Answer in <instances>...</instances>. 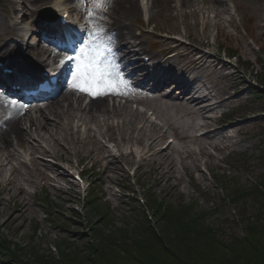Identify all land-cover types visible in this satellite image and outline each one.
<instances>
[{
	"label": "rangeland",
	"instance_id": "1",
	"mask_svg": "<svg viewBox=\"0 0 264 264\" xmlns=\"http://www.w3.org/2000/svg\"><path fill=\"white\" fill-rule=\"evenodd\" d=\"M15 1H17L15 9L18 11V16L28 14L24 23L19 25L20 28L24 30L25 36L35 34V37L27 39V45L30 47L29 42L34 41L37 44L34 48L39 47L40 42L39 37H37L39 34L38 12L50 2ZM4 2L5 0H3ZM138 2L141 3L142 0H138ZM150 2V0H144L147 6L146 18L154 14ZM228 3L229 5L221 6L215 0L175 1L172 2V12L166 10L165 5L159 10H155V21L148 23L143 19L144 13H142L140 18L135 23L133 22L139 37L144 31L145 35L141 36L140 41H143V46L149 52L154 51L157 56L170 57L174 60L172 73L176 74L177 81L179 72L186 68L190 60L187 57L188 50L192 51L195 48L203 47L217 54V58H212L214 64H220L219 67L213 64L193 66L195 77L205 80L206 84L219 92L217 99L223 100L220 107L207 114L211 118L205 120L213 129V136L211 135V138L196 136L198 139H194L195 135L193 134L197 133V126L203 120H198L193 115L187 114V110H189L188 101L186 98L183 99L178 92L169 95V97L162 91L155 93V96L160 99L161 104L157 101L161 105L160 108L151 105V101H149V97L153 94L152 91L148 93L150 96H137L135 100L142 102L144 105L142 108L151 106L156 110L158 122L162 124L163 128L160 130L156 127L155 130L158 131H153L158 134L157 138H160L162 134H167V136L172 135L175 141L171 144L169 154L164 158L162 155H152L148 158V153L144 155L146 156L144 161L138 160L137 162L135 157L129 156L127 162H123L124 167L126 164L127 168L133 166L132 171H134L136 166L141 164L136 174L137 178H132L129 181L125 180L123 175L126 170L125 172L119 170L120 172L104 173L100 159L109 154L108 149L102 147L103 142L101 141L106 140L101 135V131L105 130L103 126L104 117L100 116L98 123H88L87 127L90 126V129H87L86 125L82 127L80 137L89 135L87 144H83L77 142L75 134L78 131L79 121L72 119V115L79 112L71 110L69 114L62 117L60 125L55 129L56 138L70 146L71 150L67 152L48 133H44V139L40 141L50 150L61 153L63 158L71 153V162L72 160L73 162L79 160L86 167H89L93 162L94 166L90 168L91 174L85 177V179L90 180L89 183L91 184V192L86 199H82L76 190L67 189L66 184L69 177L65 179L66 183L64 180L59 182L61 190L60 188L57 190L56 184L49 177L50 171L41 164L39 165L41 171L37 169L35 162L33 165L31 164V157L35 160H39L38 158L41 157L56 160L51 154L43 155L40 152L32 151L34 149L32 146L38 145L34 140L38 136L35 134L32 136L34 138L27 136L26 146L21 148L16 145L20 153L13 160V164L20 167L16 179L17 184H11L8 192L4 194L6 201L2 208L3 215L0 216V239H8L11 244L3 247L0 245V264H20V261L34 264L38 256H51L58 260L62 249L66 257L74 264H77V259H74L75 256L83 257L84 255H96L97 264H100V251L95 252L89 246L99 248L98 245L105 238H110L108 236L112 237L108 241L112 244L109 246L111 248L116 245L117 239L122 237L132 244L130 241H133L135 237L140 238L145 235L140 232L143 231V228L138 225L142 219L146 220L150 227L156 224L161 228L162 210L167 206H172L176 210H179V207L191 206L194 210L192 213L200 212L204 213L205 216L207 214V222L212 221L215 225L226 227L227 232H229L230 227L235 232L241 231L242 225L236 224V219L243 214V211H257V208H253L251 207L252 204H245V202H235L237 197L235 192L254 188L253 186L264 191V79H256L251 72L252 69L247 68L248 64L241 63L250 60L249 62L254 66V73L259 77L264 74L263 67L257 62L259 54L264 53V0H228ZM90 7L89 0L88 9ZM2 15L5 18V12L0 5V16ZM102 15L105 18V13ZM12 19L9 18V21L11 22ZM112 21L113 19L100 22L98 19L95 23L101 24L104 32L107 33L113 29ZM15 34V32L8 34L6 30L0 28V48L3 50L6 47L12 48L10 38L17 37ZM175 35L182 37L187 43L181 44L182 49L164 51V42L169 39L172 40ZM95 38L92 32L83 47L81 62L90 61V68L96 73H100L102 65L96 59V55L99 52L106 53L107 50L110 54L111 47L107 49L94 43ZM172 43L179 45L174 40ZM235 52L240 54V61L236 58L229 60L226 57L227 54L231 56ZM174 53L176 56H173ZM26 54L38 57V55L30 54L27 51ZM194 54H197L196 51ZM78 56H81V52ZM142 56L143 58L147 57L146 54ZM18 58L22 63L21 60L24 58L22 54H18ZM147 64L152 66L153 62L149 61ZM248 67L252 68L249 65ZM189 75L191 76V74ZM73 84L83 86L80 81H73ZM255 84L259 87L254 86ZM253 87H256L257 91ZM154 104L156 103L154 102ZM135 105L128 104V107L133 109L134 114H138L139 118L136 119L137 115L135 117L129 115L127 119L131 118L129 120L131 122L125 121L127 128H132L137 120H144ZM43 109L45 114H48L45 106ZM36 110L31 109L33 116L38 115ZM223 111H230L229 116L234 118L224 127L217 124L219 123L218 116ZM120 119L114 117L110 121L117 122ZM27 126L23 124V129ZM167 128L168 130L165 131ZM95 133L101 135L102 139L95 137ZM110 133L111 131H109ZM122 134L120 131L117 133L118 137ZM141 134L142 132L138 129L135 140L138 135L141 137ZM187 134L192 135L187 138ZM134 141L129 142L128 140L126 144L120 143L118 148L128 153L133 147ZM158 141L159 145L156 144L154 148L156 146L159 148L165 143L166 135ZM144 145L145 143L141 145L142 148ZM2 152L5 153L6 151ZM31 152L33 156L28 155ZM116 152L120 154V151ZM149 152L151 153L153 150H149ZM89 155L90 157H87ZM90 159L93 161L90 162ZM24 160L29 167L22 166ZM172 160L175 161V169L169 170L165 167V175H161V165L168 164ZM13 164L7 167L0 178L3 185L7 182L6 177L10 174ZM218 170H221L222 177L224 176L228 180L223 191L217 185L219 179L216 177V172ZM30 175L35 176L36 184L31 185L27 182V177ZM95 176L98 177L94 179ZM136 179L138 180L136 181ZM50 182L51 189L49 188ZM133 182L138 185L137 191L133 188L135 186ZM44 183L48 188L46 189V193H49H47L49 195L48 202L45 200V190L41 189ZM19 185L26 188L27 195L18 191L17 186ZM35 191H38L37 195H34ZM223 193L225 196L228 195L224 202L222 201ZM253 193L256 196L259 194L255 190ZM11 196L17 197V201L14 198L11 200ZM240 196H243V201L248 198L245 194ZM148 197L154 198L157 202L151 203L152 208L148 209L150 214L145 206L147 202L142 203L148 200ZM140 199L143 201L139 202ZM22 200L28 205L20 212L17 209ZM89 202H91L90 205H88ZM104 208L112 212L110 217L114 221L107 226L104 222L108 220H103V215H101V210ZM13 215H16L18 219H12ZM130 248L127 249L128 253L129 251L133 252V247ZM139 250L142 251L141 248ZM118 252L122 251L113 250L110 253L104 251L115 264L119 262L118 259L109 254ZM13 253L16 256H13Z\"/></svg>",
	"mask_w": 264,
	"mask_h": 264
},
{
	"label": "bare ground",
	"instance_id": "2",
	"mask_svg": "<svg viewBox=\"0 0 264 264\" xmlns=\"http://www.w3.org/2000/svg\"><path fill=\"white\" fill-rule=\"evenodd\" d=\"M40 1H48V0H40ZM171 1L174 0H151V5L153 10H158L162 6L165 5L167 8L166 10L172 12L173 5L171 4ZM179 1V0H178ZM215 2L219 5H225L226 0H215ZM62 1L58 0L54 7L56 5L61 4ZM2 10L5 11V18H3V15L0 16V28H3L7 31V33L11 32H18L20 33L22 29L18 27L19 22L8 21V17L11 15V13L14 14V17L16 18L17 11L15 9V0H5L4 3L1 4ZM10 11V15H9ZM142 9L138 2V0H111V4L108 7L107 12H105V18L100 19V22L102 20H112V33L110 34L105 33L104 31L99 34V37L94 39V43L99 44L102 47L105 48H111L110 54L107 55V73L112 72L116 73L119 72L120 76L123 78V80L127 81L129 78H136V82L139 83V85H147L149 82L154 84V91L160 92L161 90H165L166 88H169L171 84L175 83L176 81V74L172 73V62L174 61L171 58H164L160 59L157 57V54L155 52H149L143 45V42H138L139 37L138 34L133 29V22H136V20L140 17ZM28 14L25 13V15L22 17L23 21L25 17ZM155 13L152 16V19L155 18ZM13 20V19H12ZM102 28V25L99 24ZM43 26L39 25V29L42 30ZM144 35L143 33H141ZM22 40L25 38L22 33L18 35ZM24 37V38H23ZM24 42V40H23ZM164 49L165 50H178L182 49L181 44L180 46L173 44L172 40H168L167 42H164ZM24 45V44H23ZM20 46H16L13 44V48H8L4 53L0 51V57L1 59L6 62L7 64H10L12 66L18 67V72L23 74V72H31L34 70H38L41 65H47V59L50 57L51 52L49 47H39L36 48L37 54L40 55L42 53H48V58H43V60L35 59L33 62L30 61H24L23 63L19 62L18 59V51ZM26 50H29V47H26ZM34 52L36 51L35 48L33 49ZM196 50H188V56L190 61L186 65V68L182 71L183 76L186 77L187 73L193 72V66L200 64L202 65H210L213 64L214 66L219 67L220 64H214V59L207 55L205 52L202 51H196L197 54H194ZM146 54V56H150V58L155 62V65L151 72L147 71V64H145L144 59L142 58V55ZM182 57V55H179ZM217 58V56L215 57ZM45 60V61H44ZM137 61V63H136ZM136 63V64H135ZM221 63V62H220ZM225 65V64H224ZM141 67V68H139ZM19 73H16L15 76L16 80H23L21 79ZM147 74V75H146ZM8 76H11V74H8ZM181 76V75H180ZM173 83H172V82ZM171 83V84H170ZM123 84V83H121ZM124 85V84H123ZM184 85V84H183ZM194 86L188 81L185 86L180 87V85H177V88H179L178 92H180V95L183 99H187V105L189 106V110H187V114L193 115L198 120H203L202 123L198 124L197 131H201L200 134L197 135L200 137L205 138H211V135L213 133V129H211L209 126V123L205 120L210 119V116H207L209 112H212V110H216L218 107H220L221 103L223 101H217L213 104L210 103V97L202 96V93L200 90H198V87L193 89ZM126 90L130 91L131 88H125ZM177 91L171 92L172 94L168 93L169 95L175 94ZM107 93H115L112 90H108ZM107 94L104 95H95L94 97H90V101L88 104L84 105V101L81 99V95L75 92V90H66L62 96L61 99H56L49 104H46V108L48 111V114H45L44 110L39 108L38 115L33 116L31 115L30 111H26L24 109H18V108H10L6 105L5 98L0 95V116L4 112L12 111V117L10 119H5L3 122H0V178L3 175V172L6 171L7 167L12 164L13 160L16 157V154L18 152L15 151V145L19 147L26 146L27 142V136L32 137L33 134H35L36 138L43 139L44 133L50 134V137L53 138V140L58 142V145L62 146L63 149H65L67 152L71 150L70 146H67L65 143L60 142L56 138V127H58L61 123L62 117L66 114H69L71 110L78 109L82 114H88L93 120H97V113H102L105 115H108L110 113V104L108 103V98L106 97ZM184 95V96H183ZM217 97H219V93H217ZM151 105L154 106H161L157 103L160 102V99L155 96L151 95L150 97ZM154 102L156 104H154ZM161 104V102H160ZM127 108V107H125ZM160 108V107H159ZM4 111V112H3ZM207 116V117H206ZM80 120L84 122L83 115L80 117ZM80 122V123H82ZM196 122V121H195ZM28 125L26 129H23V124ZM83 125V124H82ZM114 127V125L112 126ZM195 129V128H194ZM112 133L109 140H115V132ZM192 135V134H191ZM190 134H187L186 137L190 138ZM196 135V134H193ZM196 135V136H197ZM194 136V139H198V137ZM213 136V135H212ZM123 139V136H121ZM34 138V137H32ZM38 139H34L35 142H38ZM142 141H136V143H141ZM158 144L157 138H151L149 147L154 148V146ZM171 145H168L166 147H161L160 150H156L152 155H162V158L166 157L169 154V150L171 149ZM6 151V156L3 159V152ZM32 151L36 152L39 151L42 154H48L52 153V155L57 159L60 160H67L69 161V156H66V158H63V155L57 151H53L50 149H47L46 147H43L41 144H38V147L33 149ZM32 153V152H31ZM33 154V153H32ZM151 155V156H152ZM119 157L110 154L109 156H105V158L101 159V163L104 169V173H108L110 171H119L122 169V163L118 159ZM125 158V157H124ZM35 164L38 170L39 165H43L47 170H49L51 175V180L54 184H56V189L59 190V187L61 185L59 182L65 179V174L61 171V168L57 164H52L48 162H44L41 159L35 160ZM165 167H167L169 170H173L176 167L175 161H170L168 164L161 165L162 172L161 175H165ZM41 171V170H40ZM19 172V169L17 167H13L11 170L10 178L8 180V185H4L2 181H0V216L3 215L2 208L5 205V197L4 194L8 192L9 186H12L11 184H17V174ZM126 177V176H125ZM104 180V179H103ZM168 180V179H166ZM30 183H33L31 179H28ZM18 191L21 192V194L27 195V191L24 186L19 185L17 186ZM61 190V189H60ZM17 201V197L11 196L10 199ZM28 204L25 203L24 200H22L19 204L18 211L22 212V210L27 207ZM29 207V206H28ZM12 219H18L16 215H13Z\"/></svg>",
	"mask_w": 264,
	"mask_h": 264
},
{
	"label": "trees",
	"instance_id": "3",
	"mask_svg": "<svg viewBox=\"0 0 264 264\" xmlns=\"http://www.w3.org/2000/svg\"><path fill=\"white\" fill-rule=\"evenodd\" d=\"M253 187L235 192V202H245L257 208V211H243L239 221L237 220L239 223L235 221L236 224L242 225L241 231L235 232L230 227L227 232L226 227L215 225L212 221L207 222V214L205 216L200 212L192 213L194 210L191 206H183L179 207V210L173 208L171 211H163L161 228L158 225L153 229L142 219L138 225L143 228L140 232L145 235L135 237L130 241L132 244L122 237L117 239L116 245L111 248L109 246L112 244L108 241L112 237L108 236L110 238H105L98 245L99 248H89L95 252L100 251V264H115L104 253L113 250L122 251L108 253L118 259L117 264H264V191ZM254 190L259 193L258 196L253 193ZM241 194H245L247 200L243 201ZM251 201L252 203H249ZM101 215L103 220H108L104 222L105 226L114 222L109 209H102ZM168 219L170 221H167ZM130 247H133V252L128 253L127 249H131ZM96 257L84 255L75 256L74 259H77V264H97ZM57 259L38 256L35 261L38 264H74L66 257L63 249ZM20 264L30 262L20 261Z\"/></svg>",
	"mask_w": 264,
	"mask_h": 264
},
{
	"label": "snow or ice",
	"instance_id": "4",
	"mask_svg": "<svg viewBox=\"0 0 264 264\" xmlns=\"http://www.w3.org/2000/svg\"><path fill=\"white\" fill-rule=\"evenodd\" d=\"M91 7L87 9V17L89 23L92 24L95 31L93 36L99 37V34L104 31L99 24L95 21L103 19L102 13L107 12L108 7L111 4V0H90ZM75 40V34L73 31L63 29L57 34L50 37L49 42L53 43L59 51H69V45ZM63 46V47H62ZM83 59V49H81V56L66 55L60 62V66H64L65 63H75L76 72L72 75L73 81H80V85H77L80 91H86L93 95H104L107 94L108 90L119 93L121 83L124 84L125 88L130 87V83L123 80L119 72H109L105 74H97L90 68V61L81 62Z\"/></svg>",
	"mask_w": 264,
	"mask_h": 264
}]
</instances>
